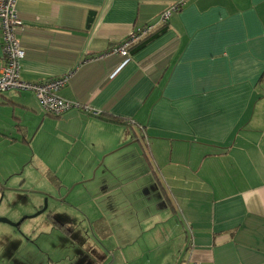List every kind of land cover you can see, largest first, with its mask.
<instances>
[{"label":"crops","instance_id":"0c3cea01","mask_svg":"<svg viewBox=\"0 0 264 264\" xmlns=\"http://www.w3.org/2000/svg\"><path fill=\"white\" fill-rule=\"evenodd\" d=\"M178 1L15 0L21 78L69 75L58 94L88 108L0 93V135L30 138L45 170L34 183L2 161L1 202L23 204L10 219L56 187L65 200H47L46 264H264V0H184L106 56ZM18 247L8 264H36Z\"/></svg>","mask_w":264,"mask_h":264},{"label":"built area","instance_id":"2783aa9c","mask_svg":"<svg viewBox=\"0 0 264 264\" xmlns=\"http://www.w3.org/2000/svg\"><path fill=\"white\" fill-rule=\"evenodd\" d=\"M184 0L172 4L164 10L156 23L136 29L129 34L119 45L114 46L106 56L118 55L127 58L131 44L143 38L155 24L165 23L170 16L179 11ZM21 25L15 0H0V32L3 63L0 67V93L10 90L31 92L38 101L42 110L52 116H60L65 112L78 108L88 110L78 102L61 97L58 91L64 87L69 75L51 78L45 81L28 82L20 76V63L25 51L18 38V29ZM93 114L97 112L93 111Z\"/></svg>","mask_w":264,"mask_h":264},{"label":"rangeland","instance_id":"374dc122","mask_svg":"<svg viewBox=\"0 0 264 264\" xmlns=\"http://www.w3.org/2000/svg\"><path fill=\"white\" fill-rule=\"evenodd\" d=\"M29 139L27 140V143H25L23 146L18 148L19 147L18 144L9 141L3 135H0V164H3L4 162L2 161L3 160L6 161L8 157L14 156L16 158L13 161L5 162L4 164L5 167H11L14 166L15 164L18 165L20 164V167L18 166L19 168L13 172L14 174H18L19 172L22 171L23 168H25L24 169L26 170L25 174H31L28 180L33 181L34 183L38 182L45 184V177H44L45 175H43V173L45 174L44 172L45 170L42 169L43 167L39 164L40 159L36 158L35 160L34 154L32 153L34 152L32 150V147L34 148L35 144L34 142L33 145L28 144V142L30 141ZM40 140H41L40 145L45 146V143L47 144V140H44L42 136ZM52 146H54L53 142L49 147ZM32 158L33 160H31ZM16 160L17 162H14ZM48 175L49 176L47 179H50V183H52V185H56L57 184L56 179L53 178L52 174L48 173ZM59 189L60 188L56 187L57 197H60ZM19 202H20V197L12 198L10 200L4 199L2 202H0V217H6L10 219V217L16 216L17 213L23 209V204L19 205ZM53 209L54 212L56 211L59 212L60 210L59 207ZM35 211L25 215H31ZM5 212L9 216L1 215V213H5ZM48 213H49V208H47L44 213L39 214L36 217L26 219V221L21 224L22 225L20 226L21 229L20 228L15 229L14 227L6 223L0 222V258H1L0 264H8L9 261L8 256L11 248H14V244L15 245L18 244L19 245L18 249L21 250L20 252H23L25 256L29 255L30 257H32V260L35 261L36 264H46L47 258L49 256L47 248L48 246H50L48 241H50V237L54 239V235H55L52 232L53 230L52 226L49 224L47 220ZM25 239L27 240L29 239L30 240L29 243H27L26 242L27 240ZM57 239L59 238H56V240ZM34 245L37 248V251L31 248Z\"/></svg>","mask_w":264,"mask_h":264},{"label":"water","instance_id":"95a60500","mask_svg":"<svg viewBox=\"0 0 264 264\" xmlns=\"http://www.w3.org/2000/svg\"><path fill=\"white\" fill-rule=\"evenodd\" d=\"M51 197L52 199H56V200H62L63 198H57L54 196V195H46V197L44 198L43 200V204H42V208L38 209L37 211H35L33 214L31 215H26V216H23L20 218V220L18 221H12L6 217H0V222L2 223H6L14 228H18L22 222H24L26 219H30V218H33V217H36L37 215L39 214H42L46 211L47 209V198Z\"/></svg>","mask_w":264,"mask_h":264},{"label":"flooded vegetation","instance_id":"af4514ba","mask_svg":"<svg viewBox=\"0 0 264 264\" xmlns=\"http://www.w3.org/2000/svg\"><path fill=\"white\" fill-rule=\"evenodd\" d=\"M1 185H2V183H0V186H1ZM45 197H46V196H45ZM49 198H51V197H49ZM56 198H57V197H56ZM58 198H59V197H58ZM60 198H61V197H60ZM1 200H2V196H0V202H1ZM47 200H48V198H47ZM59 201H65V200H64V198H63L62 200H59ZM40 208H42V206H41ZM40 208H38V209H40ZM38 209H37V210H38ZM37 210H36V211H37ZM25 216H26V215H25ZM22 217H23V216H22ZM19 220H20V219H19ZM17 221H18V220H17ZM25 221H26V220H25ZM22 223H23V222H22ZM22 223H21V224H22ZM19 228H20V226H19L18 228H15V229H19Z\"/></svg>","mask_w":264,"mask_h":264},{"label":"trees","instance_id":"16d2710c","mask_svg":"<svg viewBox=\"0 0 264 264\" xmlns=\"http://www.w3.org/2000/svg\"><path fill=\"white\" fill-rule=\"evenodd\" d=\"M109 119H112V120H116L117 122H120V123H122L119 119H117L116 117L114 118V117H110Z\"/></svg>","mask_w":264,"mask_h":264}]
</instances>
